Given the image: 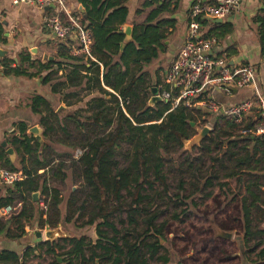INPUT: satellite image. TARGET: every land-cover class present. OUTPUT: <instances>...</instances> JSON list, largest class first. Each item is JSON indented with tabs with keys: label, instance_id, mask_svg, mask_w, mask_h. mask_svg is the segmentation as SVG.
Wrapping results in <instances>:
<instances>
[{
	"label": "trees",
	"instance_id": "1",
	"mask_svg": "<svg viewBox=\"0 0 264 264\" xmlns=\"http://www.w3.org/2000/svg\"><path fill=\"white\" fill-rule=\"evenodd\" d=\"M112 1L124 0H93V12L81 22L90 36L89 57L70 55L72 43L68 42L58 46L56 62L36 65L23 59L30 69L39 68L37 74H23L11 69L12 60H1L5 75L39 78L54 67L42 78V84L50 85L51 94L68 107L79 103L84 91L86 96L91 92L99 95L89 99L83 111H72L66 116L55 114L42 96L33 97L31 110L40 116L46 144L40 146L22 128L20 137L8 142L23 152L19 167L12 165L4 153H0V162L5 160L11 172H21L25 178L14 184V190L39 191L44 208L39 210L38 203L26 204L21 195L0 201L2 211L21 205L0 218V238L20 240L26 235L25 228L32 226L38 216L39 228L54 230L62 222L77 229L94 228L95 242L83 236L39 246L52 255L53 248L64 251L59 255L65 257L62 263L168 264V257L161 251L165 250L163 232H168L169 226L167 222H156L163 213L158 208L164 198L173 205L172 220L187 216L188 205L196 208L197 200H211L217 206L214 221L220 230L242 233L246 244L264 235V229L258 230V225L264 223V137L239 134L233 119L219 113L209 136L195 148L197 156L182 152L184 141L195 134L191 124L207 123L209 115L184 107L171 111L170 105L163 102L150 105L143 72L166 50V35L161 30L173 28L174 21L161 17L174 11L167 1L143 3L137 16L155 8L141 25L134 24L132 41L121 49L125 37L112 27L116 23L125 25L127 12L123 7L113 10ZM109 10L112 12L105 17ZM197 21L209 28L204 34L206 39L214 38L220 43L233 33L230 24ZM255 21L259 24L256 36L260 56L264 58V17ZM76 48L80 50L81 45ZM225 51L229 57L235 54L230 48ZM254 119L245 118L246 128L254 126ZM234 132L240 139L234 138ZM77 150L82 154L76 158ZM206 160L211 162L207 168ZM39 169L47 170L37 176ZM221 173L226 181H234L233 188L228 182L221 183ZM168 174L177 175L175 193L167 183ZM38 179L41 182L34 183ZM68 181L73 187L75 183L80 186L64 196ZM215 188L222 197L215 195ZM220 215L223 218L218 220ZM141 225L143 230L139 233ZM260 245L254 244L249 253ZM28 256L29 250L22 255ZM18 263L15 253L0 251V264ZM53 264H58L56 259Z\"/></svg>",
	"mask_w": 264,
	"mask_h": 264
},
{
	"label": "crops",
	"instance_id": "2",
	"mask_svg": "<svg viewBox=\"0 0 264 264\" xmlns=\"http://www.w3.org/2000/svg\"><path fill=\"white\" fill-rule=\"evenodd\" d=\"M146 1L151 0H124L119 3L112 1L111 4L115 6L113 10L123 7L127 12L126 24L119 26L116 23L112 28L122 32L125 26H129L132 28L133 32L134 24L141 25L146 19L148 13L155 8L151 7L142 15L137 16L136 12L141 9L142 4ZM162 1L169 2V8L174 11V13L163 15L161 18H170L174 21V27H166L161 30V32L166 35V50L159 55L157 60H154L150 64L153 67V72L145 74V79L148 82L147 87L149 88L147 94L149 100L158 93V89L163 83L168 68L174 61L184 42L187 32L188 13L194 0ZM92 2L93 0H64L69 13L74 16H79L81 22L86 21L88 14L93 12ZM110 10L107 11L105 17L112 12ZM45 15L54 16L63 24L66 23L65 16L55 6H51L49 11L41 12L28 5L14 7L11 4V0H0V52H4V55L1 54L2 59L5 58L12 60L13 64L11 65V69H17L18 72L23 74H37L39 68L36 67L30 69L28 63L23 61V59L27 58L29 61L35 62L36 65L39 63L44 64L48 62H56L59 60L58 46L60 44H68V42L72 43V46H70V55H83L79 52L80 50L76 48V45H79L76 34L72 33L64 39L56 38L43 23V16ZM261 17H264V0H242L239 10L225 20H222L220 23L230 24L233 27V33L226 37L222 42H217L219 45L217 51L219 52V49L225 51L230 48L235 52L234 56H228L229 63L232 66H251L255 71L256 84L259 92L263 96L262 98H264V58H261L260 56V46L256 36V29L259 24L255 21V18ZM203 20L205 22L215 23V20L212 19L204 18ZM208 29V27L200 25V33L202 37H204V34ZM162 59L167 63V68L158 73L156 70V67L159 64L158 60ZM54 69L55 68L53 67L50 71L41 73L39 78L5 75V70L0 75V153L6 155V150L12 149L14 152V158L10 161L15 167H19V162L23 158V152L19 146L13 147L8 143L11 138H19V131L22 128L26 129L25 134L27 137H32L28 132L33 127L39 128L43 133V129L39 124L40 116L34 114L31 110V103L34 96H42L53 107L55 114L66 116L72 111H83L88 100L92 97H98L99 95L95 92H91L90 95L86 96V92L84 91L80 94L83 99L76 105L68 107L63 103H60L58 98L51 94L50 85L44 86L42 84V78L49 72L54 71ZM61 74L62 73L59 72L58 76ZM156 82H158V84H156ZM106 90L109 91L107 88ZM208 93L223 108L247 102L253 97L251 89L235 90L230 96H227L223 90L218 89L208 91ZM256 110L258 112L257 108ZM253 111L254 110L251 111V114ZM44 144H46V141L43 139V142L39 145L43 146ZM38 154L40 155V152H38ZM0 166L3 169L9 170V167L5 164V160L0 162ZM25 166H28L26 162ZM46 170L39 169L37 171V176H41ZM22 180L24 181L25 178L23 177L20 181ZM40 182L41 181L38 179L35 180L34 183ZM14 184L9 185L6 183H0V201L17 198L21 195L25 198L26 204L33 203L36 205V203L32 201V194L38 193V208L39 210L44 208L42 201L43 197L40 195L39 191L31 190L29 192L25 188H20L18 191H15ZM2 216L6 217L3 215L2 210H0V218ZM37 225L38 216H36L32 226H27L25 228L26 235L20 240L8 241L0 238V251L15 253L19 257L18 264H53L55 259L58 264H65L62 263V260L65 257H59V255H63L64 251H58L56 248H53L55 253L52 255L51 253H46V248L39 247L41 244L53 242L55 239L46 241L44 234L45 231L50 229L48 227L39 228ZM59 228L63 232V235H59V239L64 237L79 238L86 236L93 242L97 240L94 228L92 232L93 234L90 235H85V233L82 232V229H77L72 224H65L64 222L59 224ZM70 229H73L74 231L72 234ZM263 229L264 223L258 225L259 231H262ZM37 233H41L40 242L37 241ZM221 236L222 235H220L219 238L222 239ZM233 237H235V235L232 236V238ZM229 241H226V243ZM235 242L238 251L237 255L239 264H264V235H258L255 240L246 244L243 234L239 233V235L235 237ZM256 243H261L260 247H258L253 253H249L252 246ZM27 250H29V256L23 258L22 255ZM58 259H60L59 262Z\"/></svg>",
	"mask_w": 264,
	"mask_h": 264
},
{
	"label": "built area",
	"instance_id": "3",
	"mask_svg": "<svg viewBox=\"0 0 264 264\" xmlns=\"http://www.w3.org/2000/svg\"><path fill=\"white\" fill-rule=\"evenodd\" d=\"M242 0H194L188 13L187 32L184 42L174 61L166 72L163 83L156 96L160 102L167 103L171 111L184 107L191 110L205 111L210 115L221 113L232 118L238 126L239 134L243 136L264 137V99L256 84L254 69L249 65L232 66L224 50L217 51L218 43L214 38H204L200 33L198 19L225 20L237 12ZM14 7L31 6L41 12L55 6L65 16L63 24L54 16H43V23L58 39H64L72 33L81 45L79 52L89 57L90 36L81 26L79 16H74L67 10L64 0H11ZM5 67L0 61V75ZM223 90L227 96L235 90L251 89V100L223 108L208 91ZM253 107L258 109V119L254 126L246 128L245 118ZM82 151L77 150L75 157ZM23 178L21 173L11 172L0 166V183L14 184ZM6 207L2 213L8 216L18 208Z\"/></svg>",
	"mask_w": 264,
	"mask_h": 264
},
{
	"label": "rangeland",
	"instance_id": "4",
	"mask_svg": "<svg viewBox=\"0 0 264 264\" xmlns=\"http://www.w3.org/2000/svg\"><path fill=\"white\" fill-rule=\"evenodd\" d=\"M158 62L159 64L156 67V70L159 73L167 68V63L164 59L158 60ZM152 68L153 67L151 65L146 66L144 67L143 72L145 74H149L150 72H153ZM253 108L254 109L252 110L254 111L252 112V114L250 113L249 115H247V120L254 117L258 119L259 115L256 107ZM208 115V118H206L207 123H202V121H199L196 125L193 126L195 128V132L197 129L199 130L205 127L209 128L210 132L212 131V125L215 122L216 115ZM220 126L224 127V123H221ZM234 135L235 139L239 138L237 137V132H234ZM195 148L197 149L198 147L190 148L189 145H186L183 147L182 152L197 156L198 153L196 152ZM210 165L211 162L209 160H206L205 167L207 168ZM167 176V183L170 187V191L172 193H175L177 185V175L168 174ZM220 177L221 183L228 182V184H230V187H234L235 184L233 180L226 181L223 178L222 173ZM79 186L80 185L78 183H75V186L73 187L72 183L68 181L65 187L64 196L68 195L71 190H74ZM155 189L157 192L161 191V188L158 185L155 186ZM214 193L215 195H220L219 189L215 188ZM196 205V208L188 205L189 213L187 214V216H184L180 220L175 221L171 219V216L173 214V205L167 202L165 198L162 202H159L160 207L157 206L159 207L158 211L163 213L156 222L158 224L161 222H167V226H169L168 232H163L162 245L164 246L165 250L161 251V255L168 257V264H239L235 237L238 236L240 232H225L217 227L214 221V218H216L217 216L215 214L217 212V206L211 200H208L205 203H201L199 200H197ZM222 218L223 215L217 217L218 220ZM57 228L54 230H50V232L54 233ZM117 229H120V226L118 224ZM142 230L143 226L141 225L139 227V233ZM70 231L71 234L74 232L73 229H70ZM56 232L58 233V231ZM82 232H84L85 235L93 234V227L84 228L82 229ZM220 235H222V239L219 238ZM234 235L235 237L232 238V236ZM226 241L229 242L226 243ZM222 242H224V244ZM219 249L223 250L219 251ZM151 264L158 263H155L153 261L151 262Z\"/></svg>",
	"mask_w": 264,
	"mask_h": 264
},
{
	"label": "water",
	"instance_id": "5",
	"mask_svg": "<svg viewBox=\"0 0 264 264\" xmlns=\"http://www.w3.org/2000/svg\"><path fill=\"white\" fill-rule=\"evenodd\" d=\"M215 23L220 24L221 20H215ZM122 34L124 35L125 38H124L123 43L121 44V49H124L125 45L132 41V28L129 26H125L122 31ZM1 54L4 55V52H0V60H2ZM156 102H160V98L156 96L155 94V96H153L149 100V104L152 105ZM191 125L194 126L193 123ZM28 133L36 140L38 144H41L43 142L42 132L39 128L33 127L29 130ZM209 134H210L209 128L205 127L203 129H199V130L197 129L193 138L187 141H184V146L189 145L190 148L198 147L201 144V142L209 136ZM5 153L9 157L10 160L14 158V152L12 149H7ZM38 199H39L38 193L32 194L33 202L37 203ZM57 227L58 228L56 231H58V233L56 231H54V233L50 232V230L45 232L44 236H45L46 241L59 239L60 238L59 235H63V232L60 230L59 225ZM36 238H37V241L40 242L41 233H37ZM59 261L60 259H58V262Z\"/></svg>",
	"mask_w": 264,
	"mask_h": 264
}]
</instances>
